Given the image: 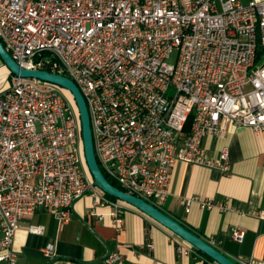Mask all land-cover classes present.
I'll list each match as a JSON object with an SVG mask.
<instances>
[{"label":"built area","instance_id":"built-area-1","mask_svg":"<svg viewBox=\"0 0 264 264\" xmlns=\"http://www.w3.org/2000/svg\"><path fill=\"white\" fill-rule=\"evenodd\" d=\"M244 1L0 0V41L21 67L49 66L74 81L105 177L162 209L176 162L229 171L228 147L208 157L203 137L229 127L264 130V0ZM65 92L13 74L0 90V264H18L20 219L40 208L67 223L72 202L90 195L110 206L91 214L123 228L131 205L94 185L77 107ZM195 200L201 209L227 208L191 197L186 211ZM255 216L264 220V211ZM27 230L42 234L44 226ZM244 236L231 227V239ZM191 248L179 240L176 249ZM103 264L134 263L116 248Z\"/></svg>","mask_w":264,"mask_h":264},{"label":"crops","instance_id":"crops-1","mask_svg":"<svg viewBox=\"0 0 264 264\" xmlns=\"http://www.w3.org/2000/svg\"><path fill=\"white\" fill-rule=\"evenodd\" d=\"M9 79L10 72L0 60V90L8 86ZM202 145L208 157H216L227 146L229 171L222 173L215 168L176 162L162 210L234 261L264 263V220L255 216L264 211V130L229 127L222 137H203ZM191 197L212 199L227 208L201 209L195 200L186 211L183 201ZM92 211L107 214L110 206L94 205V198L85 195L72 205L67 223H59L50 211L41 208L22 216L13 241L18 264H46L54 256L69 259H58L52 264H103L104 260L93 261L106 254L104 242L111 250L119 249L126 261L134 264L214 262L194 247L188 254H179L176 248L182 239L132 206L125 208L124 225L119 232L109 217L99 219ZM29 224L43 225V233L28 232ZM233 226L244 230L242 242L231 239ZM149 243L152 249L146 246ZM48 245L53 246L49 257L43 253Z\"/></svg>","mask_w":264,"mask_h":264},{"label":"water","instance_id":"water-1","mask_svg":"<svg viewBox=\"0 0 264 264\" xmlns=\"http://www.w3.org/2000/svg\"><path fill=\"white\" fill-rule=\"evenodd\" d=\"M0 60L9 70L10 74L19 75L21 77L36 78L42 81L50 82L69 92L77 107L78 116L80 119L84 161L90 175L93 178V183L96 187H98L106 195L131 205L147 217L151 218L152 220H154L155 222H157L158 224H160L161 226L168 229L170 232L190 244L197 251L209 257L215 263L238 264L228 255H226L213 244H211L209 241H207L206 239L186 227L184 224L180 223L172 216L168 215L164 210L152 205L151 203L147 202L146 200L140 197H137L133 194H129L119 189L105 177L102 170L100 169V166L95 156L93 136L86 102L78 86L74 83L72 79L65 75L50 72L43 69H28L25 67H21L6 51L1 41ZM77 199L72 202V205ZM104 245L106 246V254L101 258L93 261V263L105 260L109 256L111 249L105 242ZM58 259H69V257L54 256L51 257L46 262V264H52Z\"/></svg>","mask_w":264,"mask_h":264},{"label":"trees","instance_id":"trees-1","mask_svg":"<svg viewBox=\"0 0 264 264\" xmlns=\"http://www.w3.org/2000/svg\"><path fill=\"white\" fill-rule=\"evenodd\" d=\"M45 69H47V71L48 70H51V68L48 66V67H45ZM187 127V126H186ZM109 181L113 184V185H115V186H118L117 185V183H115L113 180H111V179H109ZM108 196V195H107ZM109 198H113V197H110V196H108ZM186 226V225H185ZM187 227V226H186ZM203 254V253H202ZM204 255V254H203ZM205 257H207L206 255H205ZM209 260H211L209 257H207ZM212 261V260H211Z\"/></svg>","mask_w":264,"mask_h":264},{"label":"rangeland","instance_id":"rangeland-1","mask_svg":"<svg viewBox=\"0 0 264 264\" xmlns=\"http://www.w3.org/2000/svg\"><path fill=\"white\" fill-rule=\"evenodd\" d=\"M247 0H245L244 2H246ZM6 67V66H5ZM69 97H71V95L66 91L65 92ZM74 105H75V103H74ZM86 169H87V166H86ZM88 170V169H87ZM89 172V171H88Z\"/></svg>","mask_w":264,"mask_h":264},{"label":"bare ground","instance_id":"bare-ground-1","mask_svg":"<svg viewBox=\"0 0 264 264\" xmlns=\"http://www.w3.org/2000/svg\"><path fill=\"white\" fill-rule=\"evenodd\" d=\"M69 93V92H68Z\"/></svg>","mask_w":264,"mask_h":264}]
</instances>
